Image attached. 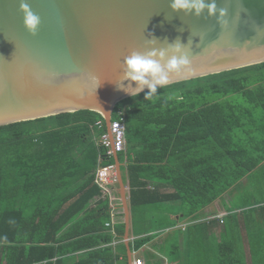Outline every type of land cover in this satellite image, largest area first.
Returning a JSON list of instances; mask_svg holds the SVG:
<instances>
[{
  "label": "trees",
  "instance_id": "16d2710c",
  "mask_svg": "<svg viewBox=\"0 0 264 264\" xmlns=\"http://www.w3.org/2000/svg\"><path fill=\"white\" fill-rule=\"evenodd\" d=\"M147 92L113 111L126 123L119 160L132 217L178 202L194 224L246 178L264 184V63L163 86L150 100ZM97 130L107 132L105 120L90 110L0 127V264H114L120 255L127 263L128 250L110 246L124 240L125 224L116 235L106 227L110 202L95 183L105 150L96 144L77 161ZM164 223L158 230L176 222ZM148 240L130 242L131 252Z\"/></svg>",
  "mask_w": 264,
  "mask_h": 264
},
{
  "label": "water",
  "instance_id": "95a60500",
  "mask_svg": "<svg viewBox=\"0 0 264 264\" xmlns=\"http://www.w3.org/2000/svg\"><path fill=\"white\" fill-rule=\"evenodd\" d=\"M21 2L40 17L35 36L25 27ZM171 2L0 0V127L90 110L102 115L110 132L115 106L131 97L117 87L133 51L168 49L179 41L189 64L167 85L264 63V0H215L227 9L225 24L219 13L173 12ZM114 160L133 264L128 188L119 155Z\"/></svg>",
  "mask_w": 264,
  "mask_h": 264
},
{
  "label": "crops",
  "instance_id": "0c3cea01",
  "mask_svg": "<svg viewBox=\"0 0 264 264\" xmlns=\"http://www.w3.org/2000/svg\"><path fill=\"white\" fill-rule=\"evenodd\" d=\"M86 149V145H83L84 152L78 154V162L83 160L87 155L86 151L88 149ZM259 178L262 177L257 178L258 180H261ZM255 179L246 178L243 184H250L251 180ZM117 187H119V185ZM159 187L163 192L166 193L172 191L170 188L165 186ZM116 195L119 197L117 198L119 199V201L115 210V227L119 224V226H121L125 222L119 188H116L115 190V196ZM230 197L233 196L229 194V196L225 195L223 198L226 206L223 201H217L213 206L208 207L205 210V216H207L206 223H190L183 215L182 210L179 211V215L177 217L169 216L168 214H166L165 218L167 217L168 219L175 220L176 222L175 225H172L166 230H169V234L172 232L180 233V241H177V244L175 245H168V247L166 248L165 241L160 242V240H155L151 242V238L147 242H145L144 246L142 247V249H144L143 252L148 251L150 254H146L143 258V256H140L139 251L135 250L132 251L133 256H138L139 258H141L144 261V264H214L213 262L218 259L216 255L222 257L220 262L223 260L228 262L229 258H231V264H264V255L259 253L260 246L263 245L264 239V203L254 205V207L246 205L245 207H240V205H235L234 201H232ZM173 204L179 206L178 202H173ZM96 205L97 204L95 203L92 206ZM211 216H220L221 218L208 220V218ZM150 220L154 224H156L155 222L158 221V219H155L152 212ZM131 225L132 224L130 221V234L131 230H133ZM212 229L214 230V232L219 233V235L229 236V239L226 242H224L221 238H217L213 242H210L208 240L203 241V234L211 232ZM142 238L143 236L141 235L131 234L129 244L130 242L133 243V241ZM167 241H169V239ZM185 242H187L188 244L186 248ZM120 245L121 247H123V250L127 249L125 243H118L114 247L111 246L116 255L120 254ZM223 245L227 246V249L225 251L226 253L224 254L221 253L222 251L220 250ZM215 246H217L219 249H216ZM255 251H257L258 253L256 257L254 256ZM114 264H129V261H127L126 263L124 257L120 255L114 261Z\"/></svg>",
  "mask_w": 264,
  "mask_h": 264
},
{
  "label": "clouds",
  "instance_id": "9594fccd",
  "mask_svg": "<svg viewBox=\"0 0 264 264\" xmlns=\"http://www.w3.org/2000/svg\"><path fill=\"white\" fill-rule=\"evenodd\" d=\"M169 6L173 12L194 14L197 17L205 12L209 17H216L219 13L218 22L226 23L224 18L227 16V9L218 8L215 0H172ZM20 11L24 14L26 29L35 36L41 23L40 17L26 2H21ZM169 45L168 49L153 47L150 51L144 53L133 51L126 56L118 90L131 97H137L148 89L145 99L150 100L157 94L158 89L169 83L173 74H180L189 64L188 57L182 54L184 46L179 41ZM169 52L173 53L170 58H168ZM125 81L128 82L126 85Z\"/></svg>",
  "mask_w": 264,
  "mask_h": 264
},
{
  "label": "rangeland",
  "instance_id": "374dc122",
  "mask_svg": "<svg viewBox=\"0 0 264 264\" xmlns=\"http://www.w3.org/2000/svg\"><path fill=\"white\" fill-rule=\"evenodd\" d=\"M252 115L254 117H256V119H257L261 115V110L256 109L254 113L252 112ZM100 134H101V131L97 130L88 137V142L85 144L87 149H89V150L94 149V146H96L97 142L100 139ZM116 188H119V187H116ZM232 196L233 197H230V198L232 201H234L235 205H237V206L240 205V207H242V206L245 207V205L254 207V205L264 203V184H258V189H257V185L255 186L251 182H250V184L245 183L243 185H240L238 187L237 191L235 192V194H233ZM117 198H119V197L117 196ZM228 199H229V197H228ZM223 202L225 204V201H223ZM170 205L175 206V207H172ZM225 206H226V204H225ZM263 206H264V204H263ZM180 210L181 209L179 208V206H177L176 204H173V202L164 203V204H157V205H153V206H150L147 208H140V209L135 211V214H134L135 216L132 217V219H131V224H132L131 226L133 228V230H131V234L141 235V236H143V238H145L147 240L152 238L150 240L151 242L155 241V240H160V242L165 241L166 248L168 247V245H175V244H177V241H180V233L172 232L169 234L168 233L169 230L158 231L157 229H159L160 227H165L167 225L164 223V220L168 219L167 217L165 218L166 214H168L169 216L177 217L179 215ZM151 212L154 215L155 219H158L161 222V224H158V223L154 224L150 220ZM206 218H207V216H205L201 222L206 223L207 222ZM119 225H117L116 227L114 225V227L120 228L121 226H119ZM217 238H221L224 242H226L229 239V236L219 235V233L214 232V230L212 229L211 232L204 233L203 237H202L203 241L208 240L210 242L215 241ZM168 239H169V241H167ZM187 246H188V244H187V242H185V248ZM154 247H156V246H154ZM121 248H122V251H121ZM215 248L219 249L217 246H215ZM119 249H120L119 253L125 252V250H123V247H121V245L119 246ZM226 249H227V246L223 245L220 248V250L222 251L221 253H223V254L226 253L225 252ZM143 250L144 249L141 248L139 250V253H140V256H143V258H144L146 254H150V253L148 251L143 252ZM152 252H153V250H152ZM259 253L264 255V239H263V245L260 246ZM257 254H258L257 251H255L254 256L256 257ZM216 256L218 259H216L215 262H213V263L214 264L221 263L220 260L222 257H219L218 255H216ZM176 258H178V257H176Z\"/></svg>",
  "mask_w": 264,
  "mask_h": 264
},
{
  "label": "built area",
  "instance_id": "2783aa9c",
  "mask_svg": "<svg viewBox=\"0 0 264 264\" xmlns=\"http://www.w3.org/2000/svg\"><path fill=\"white\" fill-rule=\"evenodd\" d=\"M99 127L102 123H97ZM97 146L105 150L104 157L100 156L99 164L95 170L94 177L96 185L101 189L104 196L109 199L111 208V222L106 224V227L111 230L113 234L116 235L114 230V221L116 217L115 210L119 199L115 196V190L118 184L117 167L115 163H106V160L114 158L117 154H121L126 151V123L125 118L112 119L110 125V132H106L101 136L97 142ZM105 161V162H104ZM215 218H221L220 216H211L208 220H213ZM124 240L114 241L110 246H116L118 243H125ZM133 264H144V261L138 256L133 257Z\"/></svg>",
  "mask_w": 264,
  "mask_h": 264
}]
</instances>
